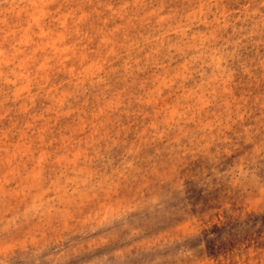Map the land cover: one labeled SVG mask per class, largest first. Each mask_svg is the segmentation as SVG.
I'll return each instance as SVG.
<instances>
[{
  "label": "rangeland",
  "instance_id": "obj_1",
  "mask_svg": "<svg viewBox=\"0 0 264 264\" xmlns=\"http://www.w3.org/2000/svg\"><path fill=\"white\" fill-rule=\"evenodd\" d=\"M0 264H264V0H0Z\"/></svg>",
  "mask_w": 264,
  "mask_h": 264
}]
</instances>
